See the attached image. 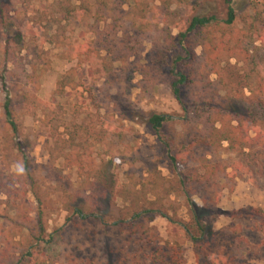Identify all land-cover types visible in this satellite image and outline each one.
<instances>
[{"label":"rangeland","instance_id":"1","mask_svg":"<svg viewBox=\"0 0 264 264\" xmlns=\"http://www.w3.org/2000/svg\"><path fill=\"white\" fill-rule=\"evenodd\" d=\"M1 1L3 263L170 264L177 243L185 264H264V178L257 185L229 168L234 183L200 181L205 160L229 167L241 157L226 143L200 142L212 122L249 118L264 131V108L251 104L250 93L264 102V0ZM229 7L235 20L228 27ZM194 17L216 22L179 37ZM109 24H115L112 52L97 44ZM209 38L236 51L222 52L220 74L209 76V89L181 87L184 111L171 90L170 68L180 58L177 70L190 77ZM154 114L171 117L159 137L147 124ZM17 163L24 166L22 175L13 171ZM148 163L190 187L163 200L171 222H148L150 214L139 227L132 214L157 200L133 194ZM189 198L206 227L197 243L185 231ZM120 221L128 227H113Z\"/></svg>","mask_w":264,"mask_h":264},{"label":"trees","instance_id":"2","mask_svg":"<svg viewBox=\"0 0 264 264\" xmlns=\"http://www.w3.org/2000/svg\"><path fill=\"white\" fill-rule=\"evenodd\" d=\"M5 17V8L3 2L0 0V19L2 24H6V21L3 20ZM235 20L234 11L231 7L228 9V20L225 22V25L228 27L233 24ZM216 22L214 17L206 18V17H194L189 23V27L186 32H181L179 37L186 38L187 33H191L195 30L202 29H210L212 25ZM115 24H109L103 32L98 35L97 44L104 47L106 51H114L116 48L115 40ZM169 40H173L172 36H168ZM19 39H21V34H19ZM208 41L211 45L208 47H204L203 57L201 58V62L197 67H193L191 76H185L182 72L177 70V65L180 58L177 60L175 64H173L170 68V78L172 80L171 90L176 99V101L181 105L184 111L187 110L186 104L182 100V90L181 87L186 84H195L196 86L201 87L202 90L209 89V86L212 84L209 81V76L213 74H220V62L222 57V52H227L229 55L234 54L236 51V47H229L228 44L225 43L223 39L220 41L213 40V38H209ZM88 44L80 45L77 48V51L82 54ZM91 49V48H90ZM88 50V49H87ZM124 53V52H122ZM220 84L225 87L227 84L222 79L220 80ZM262 85L258 86V92H261ZM251 104L261 105V108H264V102L256 99L255 90L251 89ZM4 114L6 118L11 121V112H10V100L6 99L4 104ZM171 119L170 116L167 115H152L147 124L150 129L155 133L156 136H160L161 130L165 126L167 122ZM236 123V125L234 124ZM11 123V122H10ZM219 123L220 128H216V124ZM12 127L13 124L11 123ZM254 133V137H251L250 133ZM205 138H201L200 142L202 143V139H210L208 141L209 147H214L215 144L222 145V143L227 144V150L231 153H236L240 155V161L230 165L229 167H223L221 163L213 160H205L204 163V173L200 179L201 183L206 182L207 184H213L218 186V181L220 179L224 180L226 184L234 183L235 178L234 174L236 172H242L247 175L252 181V183L259 185L261 180L264 178V131L260 130L255 122L250 120L249 118H241L239 120H232L228 117H225L221 120H215L210 125V131H206L204 133ZM205 141V140H204ZM192 152V150H190ZM170 160L172 161L173 167L179 166V161L176 157L170 156ZM232 169V173H228V169ZM93 171V170H92ZM145 174H141L139 177L144 183L137 184L141 185L140 190H136L133 192L135 196H141L144 200H146L147 195L154 196L157 200L151 203L152 208L140 207L136 208L134 214H132V220L134 222L139 223L138 226H141L142 220L148 217V215L153 214L152 217H148L147 221L152 222L155 217H161L165 220L171 222L168 214L165 212V206L163 205V200L171 196L172 194H178L179 190H181L184 186L185 188H189L182 181L177 182L173 179H167L163 177V174L158 170L157 166L148 163L145 168ZM195 170L190 171L189 175L191 180H194ZM145 175H148L145 178ZM233 191V188H230V192ZM9 198H11V194L6 192ZM218 200L220 195L217 196ZM204 203L207 204V200H204ZM188 205L191 210V223L185 226V231L189 237V239L193 243L201 242L203 239V235H205L206 227L202 222V219L197 215L196 210L200 209L197 207L194 202L189 198ZM74 213L81 217L82 220H87L86 216H83L81 210L74 208ZM113 227H128L126 221H120L113 225ZM137 228L132 226L133 234L137 235ZM136 230V231H135ZM130 236V234H128ZM145 241V238H139V242ZM146 242V241H145ZM172 255L170 257V264H185V260L182 256V250L177 243L172 244ZM0 261L2 264L5 261V256L0 257ZM19 261V260H18Z\"/></svg>","mask_w":264,"mask_h":264},{"label":"clouds","instance_id":"3","mask_svg":"<svg viewBox=\"0 0 264 264\" xmlns=\"http://www.w3.org/2000/svg\"><path fill=\"white\" fill-rule=\"evenodd\" d=\"M13 171L16 175H22L25 171L22 163H17L14 165Z\"/></svg>","mask_w":264,"mask_h":264}]
</instances>
